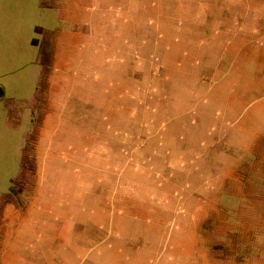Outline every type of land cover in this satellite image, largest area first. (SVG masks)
I'll list each match as a JSON object with an SVG mask.
<instances>
[{
    "label": "rangeland",
    "instance_id": "1",
    "mask_svg": "<svg viewBox=\"0 0 264 264\" xmlns=\"http://www.w3.org/2000/svg\"><path fill=\"white\" fill-rule=\"evenodd\" d=\"M0 96V264H264V0H0Z\"/></svg>",
    "mask_w": 264,
    "mask_h": 264
},
{
    "label": "crops",
    "instance_id": "2",
    "mask_svg": "<svg viewBox=\"0 0 264 264\" xmlns=\"http://www.w3.org/2000/svg\"><path fill=\"white\" fill-rule=\"evenodd\" d=\"M1 99H3V97L2 96H0V100ZM13 101H12V103H15V105H17V107H18V105H19V103H21V105L24 103V101H23V97H18V98H15V99H12ZM16 101V102H15ZM20 107H22L23 109H24V106L22 105V106H20ZM9 108L10 107H8V106H6V110H5V112H6V115H5V117H4V119H3V122H2V125L3 126H6L5 127V129L6 130H8V127L10 126V123H9ZM19 108V107H18ZM22 108H21V110H22ZM20 109V108H19ZM20 110V111H21ZM3 108H2V111H0V113H2L1 114V116L3 115ZM20 111L17 113V117L20 115ZM2 118H3V116H2ZM17 119V118H16ZM14 124V123H13ZM8 126V127H7ZM15 126H18V125H15ZM15 126H14V128H15ZM10 127H12V125L10 126ZM17 159H18V156H17ZM19 159H20V157H19ZM16 162H18L19 163V161H17L16 160ZM2 195V194H1ZM1 197V196H0ZM1 199H3V198H1ZM0 199V200H1ZM2 203H4V201L2 200L1 202H0V204L2 205ZM2 208V207H1ZM6 219V218H5ZM3 220L4 219H1V221L3 222ZM4 223L6 224V221H4ZM2 229H4L5 230V232H4V235H6V236H8V232L6 233V231L8 230V227H6V225H3V224H1L0 225V232H2ZM7 229V230H6ZM2 238V237H1Z\"/></svg>",
    "mask_w": 264,
    "mask_h": 264
}]
</instances>
